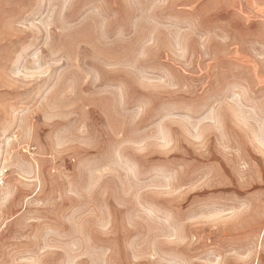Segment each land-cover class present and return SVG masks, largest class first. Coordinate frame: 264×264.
Instances as JSON below:
<instances>
[{
	"label": "rangeland",
	"instance_id": "374dc122",
	"mask_svg": "<svg viewBox=\"0 0 264 264\" xmlns=\"http://www.w3.org/2000/svg\"><path fill=\"white\" fill-rule=\"evenodd\" d=\"M0 264H264V0H0Z\"/></svg>",
	"mask_w": 264,
	"mask_h": 264
}]
</instances>
